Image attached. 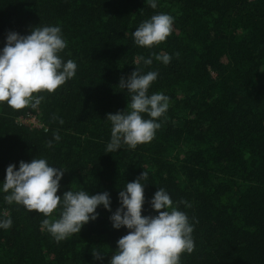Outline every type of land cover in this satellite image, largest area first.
I'll list each match as a JSON object with an SVG mask.
<instances>
[{"label":"trees","instance_id":"trees-1","mask_svg":"<svg viewBox=\"0 0 264 264\" xmlns=\"http://www.w3.org/2000/svg\"><path fill=\"white\" fill-rule=\"evenodd\" d=\"M154 2L0 0V53L9 32L57 26L66 42L59 57L77 65L54 93L39 94L36 110L0 104V221L12 220L0 228V264H109L129 231L114 229L110 216L143 171L142 216L158 215L150 202L164 189L193 227L194 249L179 264H264V0ZM157 14L173 18L171 34L151 48L136 45L133 32ZM163 54L168 64L156 59ZM136 68L158 73L148 95L164 94L169 106L150 142L109 153L106 117L131 102L119 83ZM31 115L39 128L19 121ZM34 158L65 172L58 196L108 192L111 211L98 206L95 221L57 242L41 223L59 219L62 204L45 217L5 201L7 167Z\"/></svg>","mask_w":264,"mask_h":264},{"label":"clouds","instance_id":"clouds-1","mask_svg":"<svg viewBox=\"0 0 264 264\" xmlns=\"http://www.w3.org/2000/svg\"><path fill=\"white\" fill-rule=\"evenodd\" d=\"M148 4L153 9L157 7L154 0H148ZM172 25L170 15H154L133 32L134 41L138 46L151 48L166 40L172 32ZM65 48L66 42L57 26H37L26 36L9 32L0 53V104L7 103L16 111L25 108L36 110L44 99L40 93H54L75 76L76 63L73 60L63 62L58 55ZM156 59L168 64L171 57L163 54L157 55ZM144 63L150 65L152 60L146 59ZM157 75L152 71L141 74L136 68L127 80L120 79L119 87L131 94V102L126 110L106 117L112 124L107 152L119 149L121 143L135 149L137 145L154 138L155 131L161 127L156 120L169 106V98L164 94L148 95L149 86ZM142 113L150 119H144ZM60 123L63 124V120ZM54 139L58 141L60 136L55 134ZM48 146L51 147V141ZM15 169V165L6 169L3 191L9 194L5 196V201L23 205L29 212H38L45 217L62 204L59 219H44L41 223V229L47 230L57 242L80 233L84 225L95 221L98 206L103 205L111 211L108 192L89 195L86 191L69 190L63 198L58 196L60 180L65 172L49 166L45 159L34 158L30 163L21 161L19 170ZM147 175L143 171L137 180L127 183L126 188L119 192L121 206L110 216V220L114 229L124 227L129 231L118 240L117 250L109 264H179L181 254L191 253L194 249L193 227L186 214L173 207L164 189H159L150 202L158 215L142 216L145 184L141 181L146 180ZM11 225V219L0 221V228L8 229ZM92 254L94 259H102L99 250L94 248Z\"/></svg>","mask_w":264,"mask_h":264},{"label":"built area","instance_id":"built-area-1","mask_svg":"<svg viewBox=\"0 0 264 264\" xmlns=\"http://www.w3.org/2000/svg\"><path fill=\"white\" fill-rule=\"evenodd\" d=\"M19 121L24 123V124H26L27 122L32 123V126L34 128H39L41 126V124L38 122L37 117H35L33 115L21 118Z\"/></svg>","mask_w":264,"mask_h":264},{"label":"rangeland","instance_id":"rangeland-1","mask_svg":"<svg viewBox=\"0 0 264 264\" xmlns=\"http://www.w3.org/2000/svg\"><path fill=\"white\" fill-rule=\"evenodd\" d=\"M26 124H27V125H31V126H32V123H29V122H27Z\"/></svg>","mask_w":264,"mask_h":264}]
</instances>
